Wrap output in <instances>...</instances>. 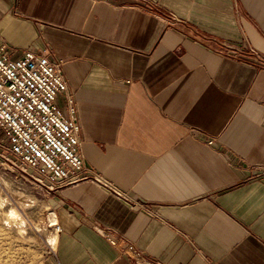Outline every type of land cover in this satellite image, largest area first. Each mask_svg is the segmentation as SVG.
<instances>
[{"label":"crops","instance_id":"0c3cea01","mask_svg":"<svg viewBox=\"0 0 264 264\" xmlns=\"http://www.w3.org/2000/svg\"><path fill=\"white\" fill-rule=\"evenodd\" d=\"M1 45L62 60L80 174L122 193L49 188L36 264H142L102 230L152 264H264V0H0Z\"/></svg>","mask_w":264,"mask_h":264},{"label":"built area","instance_id":"2783aa9c","mask_svg":"<svg viewBox=\"0 0 264 264\" xmlns=\"http://www.w3.org/2000/svg\"><path fill=\"white\" fill-rule=\"evenodd\" d=\"M62 64V60L32 50L12 58L5 45L0 46V130L5 136L0 157L23 171L31 169L40 181H47L48 188L93 178L122 195L95 171L80 174L89 168L79 149L81 124ZM59 94L67 98V112L56 102ZM53 224L55 231L61 230L57 221ZM101 233L120 254L137 263H153L132 242L113 237L107 230Z\"/></svg>","mask_w":264,"mask_h":264},{"label":"rangeland","instance_id":"374dc122","mask_svg":"<svg viewBox=\"0 0 264 264\" xmlns=\"http://www.w3.org/2000/svg\"><path fill=\"white\" fill-rule=\"evenodd\" d=\"M33 173L0 157V264H36L54 247L50 238L57 235L56 219L48 207L49 188Z\"/></svg>","mask_w":264,"mask_h":264},{"label":"bare ground","instance_id":"6f19581e","mask_svg":"<svg viewBox=\"0 0 264 264\" xmlns=\"http://www.w3.org/2000/svg\"><path fill=\"white\" fill-rule=\"evenodd\" d=\"M28 205V204H27ZM12 214L17 215L15 211L12 210ZM22 222H24V220H22ZM57 242V236L54 235L50 238V243L55 246Z\"/></svg>","mask_w":264,"mask_h":264}]
</instances>
